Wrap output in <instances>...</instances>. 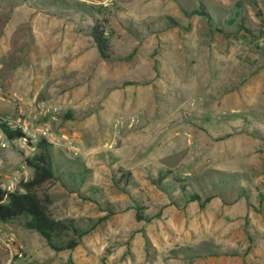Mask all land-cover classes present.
Masks as SVG:
<instances>
[{
	"label": "rangeland",
	"instance_id": "374dc122",
	"mask_svg": "<svg viewBox=\"0 0 264 264\" xmlns=\"http://www.w3.org/2000/svg\"><path fill=\"white\" fill-rule=\"evenodd\" d=\"M4 1L0 82L82 137L78 156L52 146L55 177L36 192L88 231L55 251L5 223L20 264H264V0ZM39 147L0 150V183L33 179Z\"/></svg>",
	"mask_w": 264,
	"mask_h": 264
},
{
	"label": "built area",
	"instance_id": "2783aa9c",
	"mask_svg": "<svg viewBox=\"0 0 264 264\" xmlns=\"http://www.w3.org/2000/svg\"><path fill=\"white\" fill-rule=\"evenodd\" d=\"M59 120V109L36 97L8 90L0 82V150L19 147L24 155L35 153L43 142L48 145L64 146L66 150L78 156L81 151L82 137L73 132L65 140L55 132L54 124ZM19 133L14 140L8 133ZM1 166V162H0ZM32 177L28 170L6 176L0 188L7 193H24L22 183H28ZM26 258L24 244L18 234L0 220V264H20Z\"/></svg>",
	"mask_w": 264,
	"mask_h": 264
},
{
	"label": "trees",
	"instance_id": "16d2710c",
	"mask_svg": "<svg viewBox=\"0 0 264 264\" xmlns=\"http://www.w3.org/2000/svg\"><path fill=\"white\" fill-rule=\"evenodd\" d=\"M97 23V26L93 27L92 37L100 54L104 58H108V53L111 51L110 39L100 22ZM19 136V133H8V137L11 140ZM39 148L41 153L33 161L27 160L28 165L34 168L35 174L31 181L24 184L25 192L7 193L0 188V220L3 223L24 220V230L40 235L53 250H72L78 246V240L86 236L88 231L86 232L76 227L73 222L53 218L46 202L37 194L36 189L39 186L55 177V170L51 163L52 145L43 142ZM128 175L130 174L128 173ZM220 182L227 183L225 179H220ZM189 196L190 200L194 202L201 201V197L198 194ZM212 199L213 197H207L201 205L205 206ZM138 217L142 219V213H139ZM70 234L74 238L69 239Z\"/></svg>",
	"mask_w": 264,
	"mask_h": 264
},
{
	"label": "crops",
	"instance_id": "0c3cea01",
	"mask_svg": "<svg viewBox=\"0 0 264 264\" xmlns=\"http://www.w3.org/2000/svg\"><path fill=\"white\" fill-rule=\"evenodd\" d=\"M2 1H3V2L0 1L1 5H3V7H4V6H7L6 2H5L4 0H2Z\"/></svg>",
	"mask_w": 264,
	"mask_h": 264
}]
</instances>
